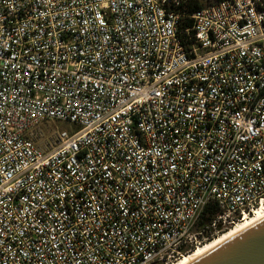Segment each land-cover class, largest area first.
I'll return each instance as SVG.
<instances>
[{"label":"built area","instance_id":"2783aa9c","mask_svg":"<svg viewBox=\"0 0 264 264\" xmlns=\"http://www.w3.org/2000/svg\"><path fill=\"white\" fill-rule=\"evenodd\" d=\"M179 4L0 0V264H172L264 204V0Z\"/></svg>","mask_w":264,"mask_h":264},{"label":"water","instance_id":"95a60500","mask_svg":"<svg viewBox=\"0 0 264 264\" xmlns=\"http://www.w3.org/2000/svg\"><path fill=\"white\" fill-rule=\"evenodd\" d=\"M193 264H264V220Z\"/></svg>","mask_w":264,"mask_h":264},{"label":"bare ground","instance_id":"6f19581e","mask_svg":"<svg viewBox=\"0 0 264 264\" xmlns=\"http://www.w3.org/2000/svg\"><path fill=\"white\" fill-rule=\"evenodd\" d=\"M264 220V204L256 208L253 214L246 216L238 222L236 225L232 226L228 231L221 233L219 236L215 237L213 240L206 242L198 246L191 253L180 258L172 264H193L199 259L203 258L213 250L217 249L221 245L235 238L236 236L247 231L256 224Z\"/></svg>","mask_w":264,"mask_h":264},{"label":"trees","instance_id":"16d2710c","mask_svg":"<svg viewBox=\"0 0 264 264\" xmlns=\"http://www.w3.org/2000/svg\"><path fill=\"white\" fill-rule=\"evenodd\" d=\"M222 1L224 0H214L213 3L215 4ZM206 6L207 4L204 3V0H180L179 6L176 7L173 6L172 8L174 12L176 14L181 15L180 18L181 30L192 28L193 26L192 16ZM219 214H220V209L215 204L208 205L203 211L200 220V225H206L210 223Z\"/></svg>","mask_w":264,"mask_h":264},{"label":"rangeland","instance_id":"374dc122","mask_svg":"<svg viewBox=\"0 0 264 264\" xmlns=\"http://www.w3.org/2000/svg\"><path fill=\"white\" fill-rule=\"evenodd\" d=\"M214 0H204L207 6L214 4ZM69 124L62 121L46 122L33 130V139L43 149H49L54 145L55 134L58 130H68ZM224 233V232H223Z\"/></svg>","mask_w":264,"mask_h":264}]
</instances>
